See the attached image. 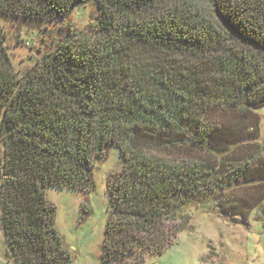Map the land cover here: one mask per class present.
<instances>
[{"label":"trees","instance_id":"16d2710c","mask_svg":"<svg viewBox=\"0 0 264 264\" xmlns=\"http://www.w3.org/2000/svg\"><path fill=\"white\" fill-rule=\"evenodd\" d=\"M86 0H0V15L56 20ZM93 35L72 33L19 78L0 22V209L15 264H74L50 186L95 189L116 145L100 264H144L187 230L186 204L258 177L224 158L264 107V0H95ZM225 108L231 119L207 118ZM191 145L205 156L169 158Z\"/></svg>","mask_w":264,"mask_h":264},{"label":"rangeland","instance_id":"374dc122","mask_svg":"<svg viewBox=\"0 0 264 264\" xmlns=\"http://www.w3.org/2000/svg\"><path fill=\"white\" fill-rule=\"evenodd\" d=\"M95 0L75 6L73 12L56 20L1 14L6 47L19 78L52 55L72 33L93 35L99 19ZM209 120L225 122L231 115L225 108L207 114ZM256 128L250 137L229 147L224 158L236 163L250 161L258 171L253 182L238 183L226 190L199 196L184 208L188 229L176 236L162 254H145L144 264H264V107L252 118ZM191 145L163 153L165 157L191 158ZM124 158L113 145L93 166L95 189L90 193L50 186L46 197L56 206V225L72 253L74 264H100L104 229L109 217L108 183L123 171ZM0 264H15L3 233L0 209Z\"/></svg>","mask_w":264,"mask_h":264}]
</instances>
